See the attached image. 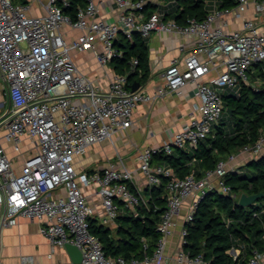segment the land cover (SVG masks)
<instances>
[{
  "label": "built area",
  "instance_id": "built-area-1",
  "mask_svg": "<svg viewBox=\"0 0 264 264\" xmlns=\"http://www.w3.org/2000/svg\"><path fill=\"white\" fill-rule=\"evenodd\" d=\"M233 1V7L221 8L220 0H203V20L187 18L178 24L170 16L181 10L177 0H84L83 6L75 0H0V84L9 102L7 109H0V143H9L18 154L26 139L33 150L15 172L0 144V230L15 227L19 218L37 221L50 247L75 246L82 256L80 264H164L166 239L185 201L191 199L184 225L192 221L197 203L207 193L236 198L224 176L236 169L239 154L247 161L264 154V132L200 179L194 172L179 178L172 169L152 163L158 154L196 148L219 123L223 95H238L243 86L253 87L258 81L250 82L248 74L254 75L255 66L264 63V0ZM152 33L191 42L189 48H180L182 57L169 61L154 95L142 89L132 92L127 75L118 74L103 92L74 62V54L90 52L100 67H106L121 57L114 47L120 35L130 42L134 34L147 40ZM136 65L132 60L131 71ZM188 87L197 103L185 125L171 140L142 148L136 155L137 171L147 185L163 184L165 189L157 247L141 262L107 258L89 231L88 220L95 211L88 193L100 198V222L106 227L120 214H135L145 202L131 190L133 173L120 160L92 173L77 170L76 160L90 146L130 128L138 105ZM184 225L176 261L205 264L184 251ZM21 261L29 264L31 258ZM262 263L264 253L256 251L247 262Z\"/></svg>",
  "mask_w": 264,
  "mask_h": 264
},
{
  "label": "trees",
  "instance_id": "trees-1",
  "mask_svg": "<svg viewBox=\"0 0 264 264\" xmlns=\"http://www.w3.org/2000/svg\"><path fill=\"white\" fill-rule=\"evenodd\" d=\"M75 1L84 5V0ZM177 2L181 10L170 16L178 24L187 18H205L203 0ZM234 5L233 0H220L221 8ZM114 47L121 54L110 63L114 73L127 75L130 90L135 82L143 85L150 74L147 40L134 34L129 42L120 35ZM132 60L137 61L133 71ZM255 71V81L261 82L260 87L243 86L238 95H223L226 117L213 127L208 138L193 149L175 150L172 155L158 154L152 163L172 169L179 178L194 172L200 179L219 162L255 143L264 132V66L256 65ZM224 184L236 198L216 191L207 193L197 203L192 221L184 225L183 249L190 258L200 257L205 264H247L253 252L264 253V197L248 207H240L237 202L241 194L264 195V154L227 172ZM131 190L135 193V189ZM147 194V201L140 203L135 214L117 217L113 230L95 219L88 220L89 231L98 239L107 258L141 262L145 256H152L160 239L157 228L166 209L164 185L149 188ZM230 251L237 254L230 255Z\"/></svg>",
  "mask_w": 264,
  "mask_h": 264
},
{
  "label": "crops",
  "instance_id": "crops-1",
  "mask_svg": "<svg viewBox=\"0 0 264 264\" xmlns=\"http://www.w3.org/2000/svg\"><path fill=\"white\" fill-rule=\"evenodd\" d=\"M113 15H109L110 18ZM149 78L141 85L143 91L154 95L163 84L162 73L169 61L174 57H182L180 48L191 46L190 40L164 33H152L147 39ZM74 62L80 72L86 75L103 92H107L112 76L115 74L109 64L100 67L90 52L73 55ZM197 103L192 88L183 89L179 94L166 95L151 102L142 103L133 112L132 125L125 131L112 137L111 141L90 146L84 154L76 160L77 170L92 173L102 170L110 163L119 160L133 173L136 192L145 202L148 189L145 178L137 171V151L145 147H157L169 141L187 122L188 115ZM9 107L6 88L0 84V109ZM8 157L12 160L15 172H19L23 161L32 154V144L26 139L21 152H14L12 146L5 141L0 143ZM247 161L244 155L238 156L235 168ZM95 191V188L91 190ZM88 201L93 206L95 215L92 219L100 222L102 215L101 200L91 192ZM191 205V199L184 202L180 213L175 217V228L166 239L164 264H178L176 254L180 244V231ZM115 225H110L113 230ZM31 258L29 264H72L67 252L63 248L52 249L48 242L39 234V223L19 218L15 227L0 230V262L1 264H22V258ZM146 264V263H140ZM264 264V263H262Z\"/></svg>",
  "mask_w": 264,
  "mask_h": 264
},
{
  "label": "water",
  "instance_id": "water-1",
  "mask_svg": "<svg viewBox=\"0 0 264 264\" xmlns=\"http://www.w3.org/2000/svg\"><path fill=\"white\" fill-rule=\"evenodd\" d=\"M141 88V84L139 82H135L132 85L131 91L136 92ZM228 111V110H227ZM264 195L262 194H254V195H246L241 194L238 198L237 205L240 207H248L256 202H258ZM64 249L67 252L69 259L72 264H80L82 260V256L80 251L71 244H65Z\"/></svg>",
  "mask_w": 264,
  "mask_h": 264
},
{
  "label": "rangeland",
  "instance_id": "rangeland-1",
  "mask_svg": "<svg viewBox=\"0 0 264 264\" xmlns=\"http://www.w3.org/2000/svg\"><path fill=\"white\" fill-rule=\"evenodd\" d=\"M73 35H77V33H74ZM261 65L264 66V63H262ZM255 74L254 75L253 74L252 75L251 74H248V77H249V81L250 82H252V81L255 80ZM260 85H261V82L259 80L256 81V83H254V87L259 88ZM225 117H226V113L223 112L221 118L224 119ZM234 254H237V253H233V252L230 251V255H234Z\"/></svg>",
  "mask_w": 264,
  "mask_h": 264
}]
</instances>
